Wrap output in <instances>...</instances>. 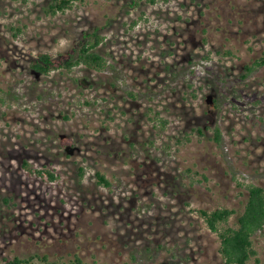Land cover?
<instances>
[{"label":"rangeland","instance_id":"obj_1","mask_svg":"<svg viewBox=\"0 0 264 264\" xmlns=\"http://www.w3.org/2000/svg\"><path fill=\"white\" fill-rule=\"evenodd\" d=\"M50 2L0 0V261L223 264L198 209L233 222L245 185L264 187V67L243 76L264 52V0ZM85 32L105 70L32 69ZM253 242L264 264V227Z\"/></svg>","mask_w":264,"mask_h":264},{"label":"trees","instance_id":"obj_2","mask_svg":"<svg viewBox=\"0 0 264 264\" xmlns=\"http://www.w3.org/2000/svg\"><path fill=\"white\" fill-rule=\"evenodd\" d=\"M77 1L81 0H51L45 12L55 15L70 9ZM132 4L138 5L143 0H131ZM150 4L158 0H144ZM102 37L96 32H85L83 36L73 42V46L64 53L55 56L45 51L36 53V57L31 63L32 69L40 74H49L53 70L60 68L71 70L76 65L95 69L105 70L107 68L106 59L95 51L101 43ZM264 67V52L249 63L244 64L243 76H247L255 70ZM0 102L2 99L0 98ZM199 133H202L198 129ZM213 140L220 144L222 141L221 129L215 126L213 129ZM62 143L72 144L73 137L62 138ZM23 168L31 175H37L43 180L52 181L57 175L46 167H32L26 160L23 161ZM98 183L109 186L110 181L104 174L96 172ZM247 194L243 209L235 216L233 222L230 218L235 210L228 207H217L211 210L199 208L198 212L205 221L208 228L218 236V252L223 264H263L258 257L254 246L253 236L264 227V187L259 184L248 183L245 185ZM35 261L41 264H85L80 256L74 255L72 259H49L47 254H33L28 257L13 256L3 258L0 264H33Z\"/></svg>","mask_w":264,"mask_h":264}]
</instances>
